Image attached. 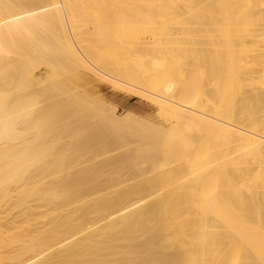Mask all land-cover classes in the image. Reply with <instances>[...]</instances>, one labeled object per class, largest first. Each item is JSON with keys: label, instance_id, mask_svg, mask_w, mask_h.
Returning a JSON list of instances; mask_svg holds the SVG:
<instances>
[{"label": "bare ground", "instance_id": "obj_1", "mask_svg": "<svg viewBox=\"0 0 264 264\" xmlns=\"http://www.w3.org/2000/svg\"><path fill=\"white\" fill-rule=\"evenodd\" d=\"M25 262L264 264V0H0V264Z\"/></svg>", "mask_w": 264, "mask_h": 264}, {"label": "rangeland", "instance_id": "obj_2", "mask_svg": "<svg viewBox=\"0 0 264 264\" xmlns=\"http://www.w3.org/2000/svg\"><path fill=\"white\" fill-rule=\"evenodd\" d=\"M98 84L96 93L109 105L115 107L121 116L136 112L160 124L170 126L166 123L168 119L159 111L157 104L150 99L138 96L139 94L131 91L122 90L106 81H100Z\"/></svg>", "mask_w": 264, "mask_h": 264}]
</instances>
